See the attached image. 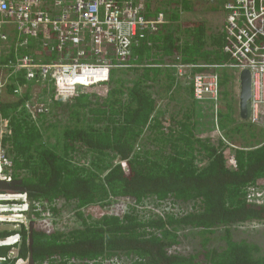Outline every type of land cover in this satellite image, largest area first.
<instances>
[{
  "label": "trees",
  "instance_id": "1",
  "mask_svg": "<svg viewBox=\"0 0 264 264\" xmlns=\"http://www.w3.org/2000/svg\"><path fill=\"white\" fill-rule=\"evenodd\" d=\"M222 3H153L154 12L162 10L166 21L134 45L130 61L137 66L112 69L107 80L91 81L65 96H57L54 86L45 88L50 102L37 97V104L46 105L45 112L25 107L33 98L30 87L35 84L23 72L8 77L2 90L6 97L0 98V113L10 128L3 144L13 177L21 179L34 202L32 217L41 215V209H49L55 217L70 207L79 220L67 229L34 221L31 253L35 264H110V259L120 264H264L257 242L232 235L238 225L264 221V205L246 198L249 187L264 185V127L249 119L235 124L231 117L217 114L223 135L240 147L233 149L236 167H231L221 142L202 135L212 129L215 134V125L208 126L210 114L195 108L193 98V103L185 98L179 103L172 91L167 105L189 108L157 109L158 100L166 97L174 81L173 71L157 65L230 59L222 51L224 20L213 28L208 25L211 16L222 18ZM150 10L148 2L146 11ZM183 12L192 19L183 20ZM38 57L46 61L58 55L43 51ZM13 58V50L3 53L0 64ZM4 69L0 79L8 72L0 66ZM232 78L231 73L220 72V95L226 103ZM17 86L22 89L18 93ZM147 201L154 206L168 204L169 209L140 210ZM113 202L130 204L120 215L92 218L82 211ZM219 231L223 244L212 248L210 236ZM15 232L0 229V238ZM17 232L21 242L16 254L0 246V257H4L0 264L28 257V230L21 227ZM181 235L198 237V248L181 253L177 249Z\"/></svg>",
  "mask_w": 264,
  "mask_h": 264
},
{
  "label": "built area",
  "instance_id": "2",
  "mask_svg": "<svg viewBox=\"0 0 264 264\" xmlns=\"http://www.w3.org/2000/svg\"><path fill=\"white\" fill-rule=\"evenodd\" d=\"M162 1L0 0V55L10 50L14 55L9 63L0 64L8 70L0 79V98L8 77L18 72H23L29 82L42 84L46 89L54 86L57 96H65L91 81L107 80L112 69L137 66L130 61L134 45L166 21L162 10L154 12L153 3ZM148 2L150 11H146ZM222 8L226 35L222 51L230 59L170 66L177 67L179 74L194 69L190 74L192 98L197 102H210L213 109L220 98L221 70H230L237 89L239 72L249 70L252 109L249 120L260 123L264 120V0H223ZM10 29L14 31L12 34L8 32ZM43 51L56 53L58 58L42 60L38 54ZM64 53L68 56L63 57ZM16 88V93L22 90L20 86ZM45 95L50 100L51 94L46 92ZM25 107L38 113L47 111L45 104H37L33 98L26 101ZM214 125L216 142H221L227 163L236 167L233 149L240 147L223 135L216 117ZM8 133L9 121L0 113V181L5 182L15 179L11 158L3 144ZM246 198L253 204L264 205V185L249 187ZM29 199L25 191L0 190V225L16 223L10 229L16 232L0 238V246L10 247L13 255L21 242L17 231L21 227L28 230ZM36 207L41 209L39 203ZM39 216L33 217V221L54 226L56 218L49 209H41ZM108 263L120 264L116 259ZM14 264H28V257H18Z\"/></svg>",
  "mask_w": 264,
  "mask_h": 264
},
{
  "label": "rangeland",
  "instance_id": "3",
  "mask_svg": "<svg viewBox=\"0 0 264 264\" xmlns=\"http://www.w3.org/2000/svg\"><path fill=\"white\" fill-rule=\"evenodd\" d=\"M220 8L222 10V7H220ZM186 14H190V13H186ZM186 14H185V12H183L181 15L185 17ZM197 16L199 17V16H201V14L198 13ZM192 17L193 16H190V18L185 17V18H183V20H185V19L191 20ZM211 17H212V21L209 22L208 25L212 28L216 24L219 25L220 19L222 21L224 20L223 16H222V18H219V16H217V15L211 16ZM5 72H6L5 69L0 70V73H5ZM221 72H227L228 74L231 73L230 70H221ZM45 88L46 87H44L42 84H35V85H32L30 87L31 93H33L32 94L33 100L36 103H37V97L39 98L38 100L44 99L46 103L50 102V100H48L46 95L43 93ZM95 89H98V87H96ZM95 89H93V90H95ZM228 89L230 90V94L228 95L227 103H226L225 99L223 98V96L220 95V98H219L218 103L216 105V109H213V107H211L210 109H207V107L211 106L210 102H199L198 104L197 103L194 104V106H196V108H201V110H202L201 113L203 115L207 116L208 114H206V113L210 114V117L209 118L207 117V119L211 120L212 123H209L208 126H210L211 124H214V118L217 117L218 113H221L224 119H229L231 117V119L234 120L235 124L242 122V119L239 116V109H238L237 90L239 88L237 89L234 81L230 80V83L228 84ZM3 97H6L5 93H3ZM164 103H167V102L164 101ZM226 104H229L230 106L229 105L227 106ZM170 107L168 106L167 108L169 109ZM164 108H166V106ZM162 110H164V109H162ZM202 119H203V116L197 118V120H202ZM258 125H262L264 127V120L261 121L260 123H258ZM212 132H213V129H212V131L211 130H205V132H203L202 135L204 137L211 136L212 138L213 137L216 138L215 134H213ZM230 142H232V140ZM232 143L235 144V142H232ZM235 145H237V144H235ZM237 146H239V145H237ZM229 153H231V152L229 151ZM226 157H227V155H226ZM128 204H130V203L113 202L112 204L105 205V206L104 205L103 206L90 205V206L84 207V209H82V211L84 212L85 216L90 215V217H92V218H97L99 216H102L103 214H118V215H120V214H123L127 210ZM154 205L155 204L153 201H147V202H145V205L143 207H139V209L145 210V211L151 210V211L156 212V213L162 212L164 207H165V210L169 209L166 207L168 204L159 205V206H154ZM162 206H164V207H162ZM69 210H71L70 207H68L64 210H61L57 215H55L56 222L53 226L54 228L67 229L70 227H75L79 224V220L76 218L75 214ZM14 224H16V223H14ZM14 224L3 223L0 225V229L1 230L13 229V227H15ZM220 232L221 231L211 234L210 241H209L210 247H212V248L213 247H219L220 245L223 244V241L221 239H219V236H218ZM232 235L234 238L243 237V238H248L252 241L257 242L260 245V247L262 248V251L264 254V221L247 222V223L238 225L236 228L232 229ZM198 239H199L198 237H192L190 235H188L187 237H183L181 235V237H180L181 243H180L179 247H177V249L181 253L193 252L199 246L198 245Z\"/></svg>",
  "mask_w": 264,
  "mask_h": 264
},
{
  "label": "water",
  "instance_id": "4",
  "mask_svg": "<svg viewBox=\"0 0 264 264\" xmlns=\"http://www.w3.org/2000/svg\"><path fill=\"white\" fill-rule=\"evenodd\" d=\"M238 109L239 116L242 120H248L251 117V75L249 70L242 69L239 72V91H238ZM0 190H9V191H25L22 186L21 179H14L11 182L0 181ZM32 199H29V208L27 212V218L29 219L28 224V237H27V246L30 249L28 255V264H35L32 253V231L34 227V221L32 217Z\"/></svg>",
  "mask_w": 264,
  "mask_h": 264
},
{
  "label": "crops",
  "instance_id": "5",
  "mask_svg": "<svg viewBox=\"0 0 264 264\" xmlns=\"http://www.w3.org/2000/svg\"><path fill=\"white\" fill-rule=\"evenodd\" d=\"M8 32H10V34H12L14 31H13V29H10V30H8ZM30 50H32V49H30ZM33 51H36V50L34 49L31 52H33ZM178 63H182V62L177 60L175 62L166 63V64H169V66H161V67H164L165 69H169V70L173 71L174 81H173V85L171 87V91L166 95V97L163 96L161 99L158 100L157 109H165L164 107L168 106L167 103H164V101L167 102L166 100L169 98V95L171 94L172 91L176 94L177 101L179 103L184 101L183 100L184 98L186 99V102H190V103L194 102L193 101L194 99L192 100L191 75L190 74H192V72H194L195 70L194 69L193 70H188V71H185V73L179 74L178 73L179 69L177 67L170 66V65H174V64H178ZM187 63H192V62H187ZM160 65H162V64H159L157 66H160ZM3 93L4 92H2V94H1L2 96H3ZM178 94L182 95V97L178 98L179 97ZM171 103H174V102H171ZM194 103L198 104L199 102L195 101ZM211 106L213 107L212 104H211ZM186 107H187V105L183 104L182 107H176V108L175 107H170V108L171 109H174V108L175 109H185ZM188 108L189 107H187L186 109H188ZM195 108H196V106H195ZM161 112H164V111H161Z\"/></svg>",
  "mask_w": 264,
  "mask_h": 264
},
{
  "label": "bare ground",
  "instance_id": "6",
  "mask_svg": "<svg viewBox=\"0 0 264 264\" xmlns=\"http://www.w3.org/2000/svg\"><path fill=\"white\" fill-rule=\"evenodd\" d=\"M21 222L23 223V222H25V220H21Z\"/></svg>",
  "mask_w": 264,
  "mask_h": 264
}]
</instances>
